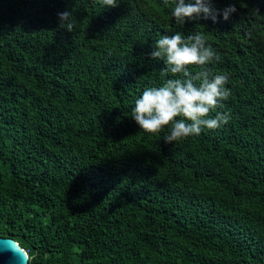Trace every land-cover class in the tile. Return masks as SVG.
Here are the masks:
<instances>
[{
	"label": "trees",
	"instance_id": "trees-1",
	"mask_svg": "<svg viewBox=\"0 0 264 264\" xmlns=\"http://www.w3.org/2000/svg\"><path fill=\"white\" fill-rule=\"evenodd\" d=\"M215 3L237 12L179 26L172 0H0V237L30 264H264V0ZM195 31L231 119L168 144L132 109L161 83L155 41Z\"/></svg>",
	"mask_w": 264,
	"mask_h": 264
},
{
	"label": "clouds",
	"instance_id": "clouds-1",
	"mask_svg": "<svg viewBox=\"0 0 264 264\" xmlns=\"http://www.w3.org/2000/svg\"><path fill=\"white\" fill-rule=\"evenodd\" d=\"M94 2L103 8H115L122 0ZM235 12V4L219 9L215 0H172L171 16L179 26L200 20L219 23L221 15L227 22ZM57 17L59 28L74 33L77 22L73 10L58 12ZM150 56L162 61L164 67L160 70L159 86L145 88L132 109L131 117L143 131L165 133L162 139L175 145L199 136L205 129L216 130L229 123L231 114L222 109L232 94L227 87L230 77L210 67L221 57L203 32L162 35L155 41Z\"/></svg>",
	"mask_w": 264,
	"mask_h": 264
},
{
	"label": "water",
	"instance_id": "water-1",
	"mask_svg": "<svg viewBox=\"0 0 264 264\" xmlns=\"http://www.w3.org/2000/svg\"><path fill=\"white\" fill-rule=\"evenodd\" d=\"M0 264H30L29 254L15 239L0 237Z\"/></svg>",
	"mask_w": 264,
	"mask_h": 264
}]
</instances>
